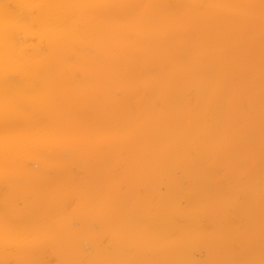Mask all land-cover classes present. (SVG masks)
Here are the masks:
<instances>
[{
    "label": "bare ground",
    "instance_id": "obj_1",
    "mask_svg": "<svg viewBox=\"0 0 264 264\" xmlns=\"http://www.w3.org/2000/svg\"><path fill=\"white\" fill-rule=\"evenodd\" d=\"M0 264H264V0H0Z\"/></svg>",
    "mask_w": 264,
    "mask_h": 264
}]
</instances>
